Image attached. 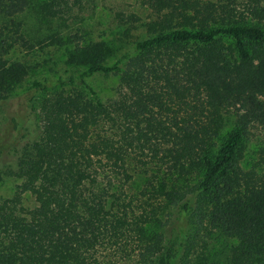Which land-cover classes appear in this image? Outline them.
<instances>
[{"label":"trees","instance_id":"1","mask_svg":"<svg viewBox=\"0 0 264 264\" xmlns=\"http://www.w3.org/2000/svg\"><path fill=\"white\" fill-rule=\"evenodd\" d=\"M32 2L0 0V108L25 75L6 57L29 46L18 19L34 15ZM142 4L151 18L135 56L108 65L106 44L78 45L69 60L85 71L34 81L20 96L25 116L0 146V182L22 181L0 198V264H118V254L125 264H159L172 232L159 221L162 200L179 217L181 246L169 264H264V164H242L253 130L264 145V0ZM82 5L39 7L65 20ZM98 74L118 77L115 99L88 83ZM132 158L154 168L137 197L126 191ZM214 231L237 241L225 262L208 257Z\"/></svg>","mask_w":264,"mask_h":264},{"label":"rangeland","instance_id":"2","mask_svg":"<svg viewBox=\"0 0 264 264\" xmlns=\"http://www.w3.org/2000/svg\"><path fill=\"white\" fill-rule=\"evenodd\" d=\"M32 1V6L28 11H34V15L27 14L26 11L18 19L24 23L23 28L30 34V36H26L29 46L13 48L6 57L7 60L5 59L7 68L15 65L25 70V75L22 78V83L17 85V96L6 108H0V146L5 142L6 135L7 142H13V136L17 131L14 120L21 115L25 116L20 96L34 81H42L47 78L77 77L86 70L84 66H78L69 60L71 52L78 45L106 44L110 53L105 63L114 65L119 60H125L128 56H135L137 43L148 38L145 26L150 21L151 14L143 6L142 0H82L83 5L76 7L74 14L65 20L44 16L39 7L44 0ZM199 1L218 2L221 0ZM131 14H135L139 18V22L135 25L126 24L118 18V15L129 16ZM6 22L7 20L0 16V28ZM88 83L103 101L115 99L119 91V79L113 74L95 75L88 80ZM67 89L71 90L72 88L67 87ZM52 90L47 95H50ZM234 120L233 113L227 116L228 128L224 136L230 131ZM14 126L16 131L13 129ZM245 146L243 167L246 170L253 168L261 170L264 164L262 133L253 130L251 136L246 140ZM128 170L131 181L127 185L126 191L130 196L137 197L148 187L149 177L150 174H153L154 168L150 164L144 165L132 158L129 160ZM21 184L22 181L16 177H4L0 182V198L14 197ZM24 204L26 207H33V198L27 195ZM161 204L162 211L159 221L165 228L170 229L171 226L172 232L166 240L165 253L159 264H169L168 258L169 260L176 258L181 246L177 229L179 217L166 201L162 200ZM159 232L163 233L161 227ZM205 242L209 259L216 262H225L232 246L237 244L236 240L225 237L218 231H214L205 238ZM118 258V264H125L120 259L121 254H118ZM176 264H180V260H177Z\"/></svg>","mask_w":264,"mask_h":264}]
</instances>
